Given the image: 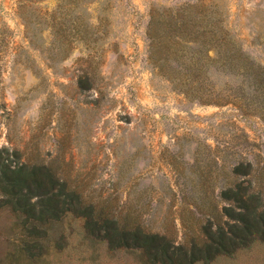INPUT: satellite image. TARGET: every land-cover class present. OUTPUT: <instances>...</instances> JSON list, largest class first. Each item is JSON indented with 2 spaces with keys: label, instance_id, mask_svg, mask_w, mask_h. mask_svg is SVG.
<instances>
[{
  "label": "rangeland",
  "instance_id": "rangeland-1",
  "mask_svg": "<svg viewBox=\"0 0 264 264\" xmlns=\"http://www.w3.org/2000/svg\"><path fill=\"white\" fill-rule=\"evenodd\" d=\"M72 4L0 0V150L26 181L7 196L0 170V264H164L41 202L55 179L176 245L228 230L224 191L264 209V86L228 51L264 80V0ZM193 264H264V224Z\"/></svg>",
  "mask_w": 264,
  "mask_h": 264
},
{
  "label": "trees",
  "instance_id": "trees-1",
  "mask_svg": "<svg viewBox=\"0 0 264 264\" xmlns=\"http://www.w3.org/2000/svg\"><path fill=\"white\" fill-rule=\"evenodd\" d=\"M19 1L24 3L36 2L38 0ZM63 2L64 4L70 5L73 3L78 6L82 4L84 0H63ZM228 51L232 53L233 56L229 64L237 61V65L235 67L230 66L229 71L236 72L235 70L238 71L242 69L244 75H248L250 78L252 77L254 81L261 86V89L262 86H264V84H262L264 80L261 79L260 74L255 70V65L246 58H243V54L236 46L232 45L229 47ZM49 58L54 60L52 57ZM86 81L87 74L79 77L78 82L81 87H86ZM186 93L189 95V92L186 91ZM1 153L0 150V170L3 175L8 178L2 179L3 190L6 192L7 196H10L24 179H20V177H18L19 179H14L9 176L10 169L1 156ZM21 171L22 169L18 171L15 170L14 173L20 174ZM54 182L55 185L58 184L60 186V191L54 192L52 196L50 195L46 199L43 197V194H41V202H45L46 200L51 202L54 198L57 199L60 205L58 204L55 210L61 212L72 211L81 214L86 220V227L90 235L109 240L115 248L144 250L147 253L148 259L155 263L193 264L197 260H211L218 254L229 253L242 245H246L248 243L250 227L259 223H261V225L264 224V209L260 211L258 205H250L243 201V197L240 196L239 193H234L232 195V190L230 189L223 192L224 195L230 194L228 197L230 201V206L228 207L230 215L228 214V216L232 219V223L227 222L228 230H226L221 223H218L216 225L217 228L214 229L213 223L208 222V224L203 227L202 238L193 237L190 243H188L189 245H176L166 236L146 230L138 219L134 222H128L127 219H116L113 213H100L99 215H95L94 207L91 204L84 205V202L81 200V194L76 189H68L64 186L65 182L61 184L59 179H55ZM39 185L42 187V183H39ZM45 194L48 195L49 190L48 193ZM62 196H65V199H62ZM235 204L241 206L239 208L240 210H236ZM52 208L53 207L48 210H41L40 214L42 216L45 212L51 214ZM261 208H264V206ZM51 215L57 216V213H52ZM46 220L48 219H45V221Z\"/></svg>",
  "mask_w": 264,
  "mask_h": 264
}]
</instances>
